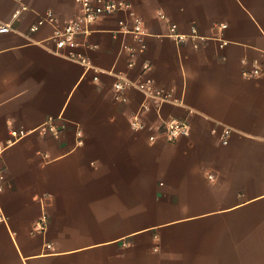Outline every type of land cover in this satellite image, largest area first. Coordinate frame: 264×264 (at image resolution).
Segmentation results:
<instances>
[{
	"label": "crops",
	"instance_id": "1",
	"mask_svg": "<svg viewBox=\"0 0 264 264\" xmlns=\"http://www.w3.org/2000/svg\"><path fill=\"white\" fill-rule=\"evenodd\" d=\"M125 1L146 49L130 56L123 44L138 42L112 33L127 15L103 14L77 37L86 68L54 51L52 25L30 30L47 11L73 19L75 0H0L11 26L0 32V144L28 131L3 152L0 264H264V0ZM170 23L204 38L177 42ZM121 75L149 76L176 102L135 88L118 101ZM138 112L142 129L130 123ZM49 118L56 135L37 131ZM169 118L189 134L149 129Z\"/></svg>",
	"mask_w": 264,
	"mask_h": 264
},
{
	"label": "built area",
	"instance_id": "2",
	"mask_svg": "<svg viewBox=\"0 0 264 264\" xmlns=\"http://www.w3.org/2000/svg\"><path fill=\"white\" fill-rule=\"evenodd\" d=\"M79 7V14L69 21H65L60 24L58 18L52 11H47L43 15H40L36 22L30 27L31 31L37 30L40 26L44 24H50L53 26V33L50 36V41L54 45V51L58 54L67 56L78 62L82 63L86 68H91L90 59L81 53L77 52L75 49L79 45L77 37L80 35H86L91 31V25L103 14H113L116 12H124L128 19L129 24L126 20L121 19L118 21V28L112 33L116 36L119 33L130 34L134 40L139 44L137 49L123 44L122 48L128 52L130 56H134L137 52H143L146 49L145 38L148 35L142 18L135 12L132 5L125 0H75ZM19 11L13 13V17H17ZM159 17L166 19L163 13H158ZM220 29H224L227 24L220 23L218 25ZM176 24L170 23L169 25V35L173 37L177 42L185 40L188 36L195 39L204 38L200 36L197 32L195 26L191 27L190 34H179L176 31ZM11 29L10 24L4 23L0 24V32H7ZM220 46L227 44V40L219 37ZM197 47V43H195ZM134 62L129 61L128 65L133 66ZM142 72L146 73L150 69V64L143 62L141 65ZM261 71L259 68H254L251 73L244 72V75H258ZM97 79V75L93 77ZM128 88H135L142 92L146 97L154 99L158 104L164 103H174L176 99L173 97V93L170 90H166L156 85L155 81L147 76L140 81H133L126 76H117L113 83L114 98L118 101L125 102L127 97L124 94ZM147 105H142L141 111L147 110ZM131 126L135 129H142L145 127L144 122L140 118V113L135 114L131 121ZM151 130H157L161 133L163 138L167 141H173L178 137L187 136L189 134V126L186 121L169 118L167 120H162V122L153 127L150 126ZM43 134H54L56 135L59 130L53 123V119L49 118L37 129ZM28 133L27 130L23 128H11L9 130L10 139L5 144H0V192L3 191L6 181L5 168L2 164L3 152L5 148L12 144L13 142L21 139ZM231 129L223 128L221 134V142L226 144L228 142V137L230 136ZM157 139L155 134L149 135V140L154 142ZM209 178H212V174H208ZM44 221L41 220L36 224V228L44 230ZM50 248V244L46 245Z\"/></svg>",
	"mask_w": 264,
	"mask_h": 264
}]
</instances>
